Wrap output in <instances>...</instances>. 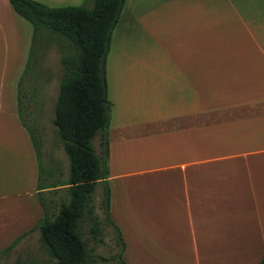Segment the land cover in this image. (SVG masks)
I'll use <instances>...</instances> for the list:
<instances>
[{
    "label": "crops",
    "instance_id": "1",
    "mask_svg": "<svg viewBox=\"0 0 264 264\" xmlns=\"http://www.w3.org/2000/svg\"><path fill=\"white\" fill-rule=\"evenodd\" d=\"M165 12L149 21L164 30L150 32L144 59L135 34L130 50L117 53L116 102L106 71L112 36L105 60L108 217L124 244L121 259L257 264L264 253V0H166ZM15 32L14 12L0 0V255L36 231L39 194L46 203L45 195L66 189L37 160L9 94ZM93 147L98 154L97 138Z\"/></svg>",
    "mask_w": 264,
    "mask_h": 264
},
{
    "label": "trees",
    "instance_id": "2",
    "mask_svg": "<svg viewBox=\"0 0 264 264\" xmlns=\"http://www.w3.org/2000/svg\"><path fill=\"white\" fill-rule=\"evenodd\" d=\"M14 13L32 28L27 61L23 71L35 69L38 52L53 39L59 51L62 75L50 120L68 160V174L59 186H66L67 201L59 203L56 211L42 201L43 217L34 230L47 252L44 264H89L95 257L88 250L79 232V225L88 218L89 233L95 243L101 242L99 217L90 207L91 195L97 183L102 186V222L111 225L108 217V138L111 104L107 99L105 60L112 32L119 19L125 0H93L91 8L82 6L49 7L34 0H7ZM22 82V77L19 84ZM20 91V86L18 88ZM17 105L20 107V97ZM21 125L29 134L37 160H40V142L35 129L21 117ZM98 139L99 152L93 140ZM52 187H56L55 185ZM37 189L40 190L37 186ZM115 243L119 247V264H125L121 255L124 244L119 230L113 226ZM26 234L17 238L9 251ZM101 260L104 258L99 257ZM13 264H22L15 262ZM25 264H39L28 261ZM257 264H264V253Z\"/></svg>",
    "mask_w": 264,
    "mask_h": 264
},
{
    "label": "rangeland",
    "instance_id": "3",
    "mask_svg": "<svg viewBox=\"0 0 264 264\" xmlns=\"http://www.w3.org/2000/svg\"><path fill=\"white\" fill-rule=\"evenodd\" d=\"M156 1L158 0H125L121 14L111 35L112 44L107 57L106 71L108 70L109 97L111 102H116L118 99L117 85L114 88L116 74H113L119 65L117 53H121L120 48L130 50L131 46L128 45L129 43H133L134 39L129 38V35L135 34L140 36L139 42L136 45L139 47L138 50H142V59H144V54L149 50L150 43L153 42V35H150V32L153 33V31H159L160 29L164 30V28L149 27V21L165 18L166 0L158 2L159 6L157 10H150L151 4ZM92 3L93 0H88L87 3L84 2V4H79L78 6L91 8ZM66 5L62 4L55 7ZM130 22L132 23L128 30L127 26ZM16 29L19 33L16 35L15 32L14 59L12 57V63L15 60L17 63H15L14 68L12 66L13 73L9 77V94L13 93V99L18 103L17 97L19 96V92L21 96L26 92L25 97H20V107L18 105L17 107H19L21 117L27 125L35 129L34 132L40 142V164L45 167H52L54 179L62 178L64 180L68 174V160L56 136L55 127L50 122L53 116V106L58 92L59 81L62 75L59 59L63 52L59 51L55 40L48 39L47 44L39 49L37 66L35 65L34 70L28 69L27 73L29 74L23 77L30 47L32 28L27 21L19 18L14 13V31ZM121 35L126 37V39L122 40L126 47L118 45ZM17 59H22L21 65ZM127 62L128 59L126 60ZM21 77L22 82L19 84ZM11 86L13 87V92ZM19 86L20 91H18ZM101 194L102 187L97 184L91 195L90 202L93 214L99 217L101 242L95 243L93 241L89 233L90 223L87 217L80 223L79 232L86 248L92 250L95 256L89 264H119V260L116 257L119 252V247L115 243L114 229L102 222ZM67 199L66 189H58L54 193L44 196L46 204L53 211H56L60 202H65ZM99 257L104 258V260H101ZM30 260L39 264H44L47 260V252L44 245L40 242L38 231L23 237L9 251L0 255V264H13L15 262L25 264Z\"/></svg>",
    "mask_w": 264,
    "mask_h": 264
}]
</instances>
